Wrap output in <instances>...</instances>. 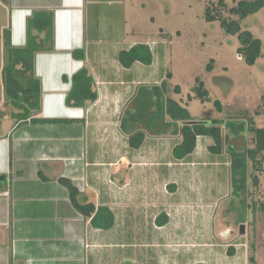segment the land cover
<instances>
[{
    "label": "crops",
    "instance_id": "1",
    "mask_svg": "<svg viewBox=\"0 0 264 264\" xmlns=\"http://www.w3.org/2000/svg\"><path fill=\"white\" fill-rule=\"evenodd\" d=\"M146 1L139 0L138 3L146 8ZM3 2H0L1 6L9 8V26L3 31L10 29L16 48L26 46L28 20L35 12L54 14V50L38 53L35 61V72L41 82L42 107L34 118L57 122L21 121L20 111L6 99L5 93L0 98V264H148V255L143 249L147 245L146 231L142 228H146L149 211H146V204H150L144 198L164 196L157 186L165 182V152L169 151L173 157V149L181 143L182 136L147 134L144 145L133 149L129 136L122 130V122L126 113L132 110L130 103L142 86L160 85L165 80L172 89L181 86L182 77L174 67V72H169L170 77L166 72L167 43L162 37L157 39L149 35L139 36L137 40L120 34L112 35L110 41L105 40L103 27L97 21L92 24L88 12L90 5H96V0ZM34 34L41 38L46 35L36 30ZM137 44L148 45L154 61L152 65L137 62L131 68H125L119 61V54ZM161 46L163 50H158ZM80 51H84V59L74 56V52ZM259 64L263 70L262 57L250 68ZM84 68L94 79L97 100H87L82 106H69L67 97L73 89L72 78ZM228 73L230 70L220 74L211 71L210 76L205 74L202 80L210 93V102L202 103L195 98V93L186 92L182 87L180 94L171 93L170 96L186 107L196 120L224 121L225 134L229 130L227 124L233 122L225 118L230 116L227 111L239 110L245 98L239 93L226 107L221 83V87L216 83L214 88L219 94L216 93L213 99L209 82L224 79ZM197 77H192L193 88ZM262 91L263 88L260 99L264 94ZM216 100L222 103L221 112L214 106ZM192 108L199 110L194 113ZM209 113L212 116H207ZM234 116L238 117L232 115V118ZM138 126L142 127L141 124ZM239 134L231 131L225 135L229 138V135ZM210 145L206 137H199L196 151L186 159L194 157L198 151H206V155ZM208 155L213 160L214 154L209 151ZM170 169L175 171L173 167ZM170 177L172 182L167 187L172 195H177L180 189L176 176L170 174ZM63 179L69 180L77 189L78 204H93L96 211L109 209L115 219L113 228H96L92 218L78 210ZM151 180L156 188L150 187ZM215 187L210 194L219 197L215 200L217 204L226 194L220 191L216 196L213 194ZM190 192L196 197L197 192ZM216 204L205 209L211 223ZM156 212L154 224L158 233L173 231L175 235L171 233L173 236L168 238L171 242L174 237H181V227L173 226L170 212L164 208ZM161 214L168 218L163 226L157 222ZM133 231L138 240L132 239ZM163 239L157 237L159 242Z\"/></svg>",
    "mask_w": 264,
    "mask_h": 264
},
{
    "label": "rangeland",
    "instance_id": "2",
    "mask_svg": "<svg viewBox=\"0 0 264 264\" xmlns=\"http://www.w3.org/2000/svg\"><path fill=\"white\" fill-rule=\"evenodd\" d=\"M3 1L0 2L4 4ZM224 1L226 8L219 5L220 0H147V6L143 8V4L139 5V0H96V5H90L88 12L92 24L97 21L103 27L102 35H106L103 37L107 41L112 39V35L116 37L120 34L137 40L139 36L144 35L156 36L157 39L162 37L167 43L166 52L169 56L166 72H174V67L175 72L182 77L179 87L186 92L194 93L192 77L204 79L205 74L210 76L211 71L213 74H220L230 70L224 79L209 82L213 99L216 93L219 94L214 88L216 83L220 87L222 85L226 107L227 103L240 93L245 98L242 105L237 111L229 109L227 114L230 116L225 118L239 124L253 117L256 120L255 125L264 128V94L261 99L259 95L260 89L263 88L264 92V69L261 70L260 64L250 68L238 56V37L227 35L219 21L209 23L205 18L206 7L213 4L218 15L237 19L231 17L229 8L240 0ZM8 9L0 4V98H3L5 93L1 79L6 64L3 29L9 26ZM242 26L264 43V9L243 21ZM159 48L163 50L162 46L158 47V50ZM261 57L264 62V48ZM211 61L213 70L208 71L207 66ZM256 78L258 81L255 82ZM259 78H263V81ZM193 108L194 113L198 112V108ZM210 115L209 113L207 116ZM232 115L238 117L232 118ZM228 131L225 134L231 133ZM238 133L240 134L235 137L229 135L223 154L214 155L213 160L209 159V151L204 155V150V153L198 151L194 157L181 161H174L170 152H165V182L157 186L164 192V196L144 198L150 204H146V211H149L146 213V228H142L146 231L147 245L143 249L148 255V264H264V213L260 210V206L264 204V153L259 156L260 165L257 169L245 155L248 149L254 147L253 134L249 131ZM208 141L214 143L212 139ZM231 151L240 153L246 165V191L240 196L234 193L231 182ZM196 158L201 161L198 162L199 159ZM172 167L175 171L170 169ZM170 174L176 176L179 184L180 191L177 195H172L167 187L172 182ZM254 178H257V183ZM149 184L150 187L156 188L153 180ZM213 187V194L216 196L220 191L226 194L217 204L215 200L219 197L210 194ZM190 191L197 192L196 197H193ZM212 204H216L213 223L205 213L206 207L213 206ZM162 208L172 215L173 226L181 227V237H174L172 242L168 238L170 235L172 237L174 232L165 230L159 234V229L154 224V218L158 214L156 211L159 212ZM228 222L235 233L223 238L220 233L225 231ZM240 225L246 226L244 235L240 234ZM140 230L139 228L138 231ZM132 236V239L138 240L135 231ZM160 236L164 238L163 242L160 240L161 243L157 241ZM229 248L234 249L235 256L230 255Z\"/></svg>",
    "mask_w": 264,
    "mask_h": 264
},
{
    "label": "trees",
    "instance_id": "3",
    "mask_svg": "<svg viewBox=\"0 0 264 264\" xmlns=\"http://www.w3.org/2000/svg\"><path fill=\"white\" fill-rule=\"evenodd\" d=\"M219 5L226 8L224 0ZM264 9V0H240L235 6L229 8L231 17L226 18L218 15L216 6L213 4L206 7L205 18L209 23L219 21L224 32L229 36H237L240 47L238 56L248 66L256 65L262 56L264 43L256 38L251 31L245 30L242 22L250 16L256 15ZM45 33L41 38L34 31ZM6 64L3 69V83L6 99L20 111L18 115L21 121L31 119L35 123H54L56 120H41L34 118L41 111L42 91L41 82L35 72L36 56L40 52L54 50V14L52 12L37 11L28 20V39L25 47L16 48L12 44L11 31H4ZM74 56L84 59V51L74 52ZM119 61L125 68H131L139 62L144 65H152L154 55L151 48L146 44H137L130 50H124L119 54ZM207 70H213V61L207 66ZM170 77V74H169ZM73 89L67 97L69 106H82L85 101L97 100V93L93 90L94 79L88 69L84 68L72 78ZM195 98L202 103L211 101L210 93L206 89L201 77H198L193 88ZM180 94L181 88L176 86L172 89L171 84L165 80L160 85L142 86L136 97L131 101L132 110L128 111L122 122V130L129 136V143L133 149L141 148L147 134L168 135L181 134L182 141L173 149V157L176 160H185L194 154L197 148L199 137H206L213 140L208 150L214 155H221L224 145L229 139L224 134L222 126L224 121L213 120L211 125L204 121L196 120L190 111L181 105L180 102L171 98L170 94ZM190 99L192 97L190 96ZM218 112L222 111V103L214 101ZM264 111V98L263 108ZM142 125L139 127L138 125ZM227 128L235 133L249 131L253 134L254 147L248 149L246 158L258 169L260 165L259 156L264 153V128H259L254 123V118L249 117L239 124L230 122ZM232 170L231 182L233 191L240 196L246 191V165L240 153L231 151ZM257 183V178H254ZM62 183L68 187L71 198L86 217L92 218V224L99 229L109 230L113 228L115 219L112 212L107 208H100L96 211L93 204L80 205L77 203V189L69 180L63 179ZM264 213V204L260 206ZM157 222L160 226L168 222L166 215H159ZM230 255H234V249L229 248ZM254 258H252L253 260Z\"/></svg>",
    "mask_w": 264,
    "mask_h": 264
},
{
    "label": "flooded vegetation",
    "instance_id": "4",
    "mask_svg": "<svg viewBox=\"0 0 264 264\" xmlns=\"http://www.w3.org/2000/svg\"><path fill=\"white\" fill-rule=\"evenodd\" d=\"M240 226H242V225H240ZM234 233H235L234 228H232L231 224H229V222H228V225L226 226L225 231L220 233V235L223 238H227L228 236L233 235Z\"/></svg>",
    "mask_w": 264,
    "mask_h": 264
},
{
    "label": "water",
    "instance_id": "5",
    "mask_svg": "<svg viewBox=\"0 0 264 264\" xmlns=\"http://www.w3.org/2000/svg\"><path fill=\"white\" fill-rule=\"evenodd\" d=\"M245 229H246V226H245V225H242V226L240 227V234H241V235H244V234H245Z\"/></svg>",
    "mask_w": 264,
    "mask_h": 264
}]
</instances>
